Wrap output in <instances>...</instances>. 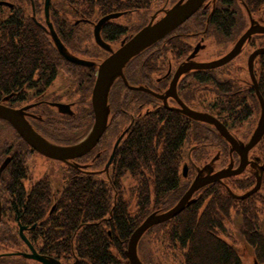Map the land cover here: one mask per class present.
<instances>
[{"label": "flooded vegetation", "instance_id": "flooded-vegetation-1", "mask_svg": "<svg viewBox=\"0 0 264 264\" xmlns=\"http://www.w3.org/2000/svg\"><path fill=\"white\" fill-rule=\"evenodd\" d=\"M45 1L41 11L37 0H30L31 9L26 11L22 7L15 8L12 0H0V7L6 8H0L3 38L10 25L24 21L28 27L20 28L16 24L18 26L11 28H20L29 33L31 39H37V44L34 41L30 44L36 47L40 45L42 34L46 48L56 54V57L29 58L33 70L21 76L17 74L18 81L15 82L10 81L8 71L13 59L3 54L0 61L6 73L2 75L0 104L24 111L27 123L49 143L73 147L85 140L95 125L92 94L99 65L119 50L123 42L129 41L153 19H160L180 0H165L155 14H148V22L144 17L140 19V15L146 12L137 10L111 11L91 19L83 10L76 9L59 17L58 10L53 13L51 0L49 22L65 52L91 62L92 66L75 64L58 50L49 34ZM231 1L224 0L226 6L217 7L221 0H206L186 23L128 63L124 69L126 82L117 78L110 91L107 129L88 153L66 161L49 158L33 149L9 121L0 118V128L3 129L0 132V264H43L29 257L32 255L54 258L61 264H79L81 260L74 250V242L81 230L90 225L97 226L99 232L103 229L111 240H121L125 232H131L130 240L150 215L164 214L174 208L199 176H214L226 170L232 162L233 169L239 167L240 154L232 150L230 142L215 125L196 120L184 111L212 116L239 144L247 145L261 119L262 107L257 91L264 100V34H253L240 54L221 67L190 68L177 77L178 71L188 63L208 64L227 55L249 30L251 20L264 27V3L254 7L243 0L246 5L242 3V16H238V7H232ZM156 3L157 0H153L150 9ZM76 14L78 19L73 18ZM112 14L120 15L104 23L99 35L113 52L99 45L95 35L99 21ZM192 20H195V32L183 34L182 30ZM238 28H241L240 34L232 41L231 48L221 51L214 47L217 44L214 35L227 40ZM189 36L196 41L193 47H187L188 43L183 42ZM211 48L214 52L204 57ZM260 50L262 53L253 58L251 69L250 57ZM247 54L245 65L241 64V57ZM232 63L235 66L228 69ZM86 70H91L93 75ZM242 72L247 77L241 78ZM93 76L92 87L89 89L86 85V90L83 89V81L88 82ZM58 105L67 106L66 113ZM73 116H80V120L70 121ZM263 140L264 135L248 152V164L242 174L200 188L193 193L192 203L183 212L199 205L207 208L218 197L233 198L229 190L236 195L252 190L260 168L264 170ZM36 155L48 165L45 162V166L36 168L33 160ZM157 162L160 167L154 165ZM250 180H254V184L245 188ZM262 188L264 172L256 193L264 198ZM97 190L106 194L113 209L123 202L121 205L128 214L127 226L122 224L121 230L122 221H116L113 211L95 222L82 221L76 230L66 226L63 220L66 206L62 204H71L69 198L78 200L77 194L80 193L79 204L88 205L86 194ZM143 212L146 214L141 222ZM179 215L164 223L173 222ZM138 221L141 224L132 228ZM222 222L225 225L228 220ZM154 227L141 240L156 238L150 232ZM217 233V237L225 240L221 230ZM140 242L138 256L145 264ZM109 253L117 258L120 256L113 246Z\"/></svg>", "mask_w": 264, "mask_h": 264}, {"label": "trees", "instance_id": "trees-1", "mask_svg": "<svg viewBox=\"0 0 264 264\" xmlns=\"http://www.w3.org/2000/svg\"><path fill=\"white\" fill-rule=\"evenodd\" d=\"M69 5V7L76 8L77 10H83L87 13V18H99L101 15L107 14L111 11H141L148 12L153 0H62ZM176 2L178 0H175ZM249 6L258 7L264 0H245ZM245 1L238 0L233 2L232 7L237 8L238 11H243V4ZM20 0L14 1L15 8L19 9ZM175 2V3H176ZM261 2V3H260ZM26 3L30 5V0H26ZM174 3V4H175ZM243 3V4H242ZM260 3V4H259ZM226 6L224 0H221L217 7ZM246 5V4H245ZM231 6V4L229 5ZM243 7V8H242ZM6 9L5 7H0ZM38 8V6H36ZM242 14V13H241ZM32 27L37 26L31 22ZM191 22V21H190ZM189 22V23H190ZM188 23V24H189ZM28 27V23L24 21L16 22L10 25L3 38L4 32L0 29V58L3 54L7 57H11L13 62L9 63V75L10 81H18V75L27 74L33 70V63L29 61V58L37 56H49L50 53L46 48V39L40 34V45L38 47L30 45L31 41L37 44V39L33 40L29 37V33L23 31L20 28L12 29L13 26ZM7 37V40H6ZM5 42V43H4ZM7 44V46H6ZM39 51V52H38ZM7 53V54H6ZM49 53V54H48ZM19 60V61H18ZM18 61V62H17ZM3 62L0 61V101L2 99V75L5 72ZM89 73L91 70H86ZM78 73V72H76ZM94 82V76L88 82L83 81L82 87L86 90V85L90 89ZM80 90H82L80 88ZM68 118V117H67ZM70 121H79L80 116L72 117ZM264 141V140H263ZM264 148V144H263ZM156 150V149H155ZM154 150V151H155ZM157 154V152H156ZM124 160H126L127 158ZM126 162V161H125ZM126 164V163H125ZM157 167H160L159 162L154 163ZM252 183L249 184L251 186ZM249 186H245L248 188ZM246 190V189H245ZM85 194V193H84ZM78 200L69 198L71 204L64 203L62 206H66L63 212V220L66 226H71L73 230L79 226L83 221L95 222L107 216L111 211L117 216L116 221H122L120 228L122 230V224L127 226L128 214L127 210L123 208L120 202L114 209L110 202H107L106 194L101 191H90L86 195L89 197L88 205L81 204L80 193ZM250 199L242 200V204L250 202ZM235 200L228 196L218 197L216 201L210 203L207 208H201V205L187 208L181 215L174 219L173 222H168L154 227L150 232L154 233L157 237L155 240L160 246V249L168 248V252L172 253L175 257L180 258L181 264H243L239 253L234 245L228 244L225 240L217 237L218 230L224 229L222 221H226L230 215V207ZM239 201V200H236ZM80 203V204H79ZM241 218V230L239 231L240 237L244 239L249 247L255 252V259L260 263H264V235L261 232L260 224L257 222L255 213L257 207L255 203H250L246 207L237 210ZM145 212L140 218V221L145 218ZM119 219V220H118ZM138 221L132 228L138 227L141 223ZM141 221V222H142ZM97 226L90 225L88 229L81 230L78 233V238L75 243V251L77 252L78 259L81 260L79 264H129L124 253L127 248L129 236L131 232H125L122 235L121 240H111L108 235L100 230ZM95 231V233H94ZM74 233V231H72ZM72 233V234H73ZM121 236V237H122ZM145 238L141 240L139 249L142 253L144 263L147 264V259L144 257L145 244L143 243ZM119 253L120 259L109 253L112 248ZM159 248V247H158ZM173 249L172 251H170ZM116 261L118 263H116ZM161 264V262H159ZM149 264V263H148Z\"/></svg>", "mask_w": 264, "mask_h": 264}, {"label": "water", "instance_id": "water-1", "mask_svg": "<svg viewBox=\"0 0 264 264\" xmlns=\"http://www.w3.org/2000/svg\"><path fill=\"white\" fill-rule=\"evenodd\" d=\"M50 2L51 0L45 1V11L46 18L49 27V34L52 39L56 43L58 50L64 54L67 60L82 66H92L91 62H87L84 60H80L73 56H69L65 52V48L60 42L57 34L54 31L52 24L49 22V10H50ZM206 0H180L176 3L172 8L166 10L164 16H162L157 21L154 19L140 30L136 35H134L129 41L123 42L121 48L116 52H113L109 49L108 45L102 42L99 32L104 23L107 21L119 17L120 14H112L102 18L99 23L96 25L95 35L96 41L99 45H101L104 49L113 52L109 58L104 60L101 65L98 67V75L95 82V86L92 94V106L95 114V125L88 135V137L83 140L79 145L73 147H58L55 146L44 138H42L38 133H36L32 127L27 123L25 119L24 111H16L12 109H8L0 104V118L6 119L9 121L12 126L18 131L21 137L36 151L41 154L53 158L56 160L66 161L67 159H73L79 156L84 155L91 151L96 143L99 141L103 133L106 131L109 120V95L111 88L117 78H122L125 82L124 69L128 65V63L140 55L145 50L151 48L156 43L164 39L166 36L171 34L181 25L186 23L192 16H194L204 5ZM6 5H9L6 3ZM251 26L247 32L239 39V41L235 44L234 48L223 58L214 61L208 64H193L188 63L181 68L177 77L183 72L188 71L190 68H201V69H214L221 67L235 57H237L244 44L251 38L253 34H264V27L258 26L255 24L253 20H251ZM197 52L195 49L194 54ZM262 53V50L256 51L250 57V68L252 69V60L255 56ZM193 54V55H194ZM257 88V85H255ZM258 97L261 102L262 113L261 119L259 121V125L257 126L253 136L251 137L249 143L247 145L239 144L228 132V130L220 124L216 119L207 114H195L191 111L185 109L184 113L191 116L192 118L200 121H205L210 124L215 125L220 134L232 145V150L236 151L240 154L241 160L240 165L237 169H233L234 163L232 162L230 166L214 176L208 175L207 177H198L193 183L190 190L183 196L180 202L171 210L164 214H152L150 215L132 234L128 248L125 252L126 257L130 264H143L138 256V245L143 237V235L152 227L167 222L173 219L175 216L179 215L183 212L186 206L190 205L192 202L190 201L193 193H195L200 188L213 183V182H221L222 179L228 178L231 176H238L242 174L248 164V152L253 149L262 139L264 135V100L260 93L257 91ZM63 113H66L67 106L58 105ZM263 168H260V173L256 176L257 183L256 186L243 195H236L233 192H230V195L233 199L236 200H246L250 198L252 195L256 194L261 187L262 184V175ZM1 200H0V219H1ZM31 258H35L40 260L43 264H61L60 261L54 258H45L38 257L36 255L29 256ZM37 257V258H36ZM254 264H259L258 261H255Z\"/></svg>", "mask_w": 264, "mask_h": 264}, {"label": "rangeland", "instance_id": "rangeland-1", "mask_svg": "<svg viewBox=\"0 0 264 264\" xmlns=\"http://www.w3.org/2000/svg\"><path fill=\"white\" fill-rule=\"evenodd\" d=\"M12 1H16V0H12ZM20 1H21L19 4L20 7L24 8V10H26V11H30V9H31L30 5H28L26 3V0H20ZM37 1L39 2V8L42 11V9L44 8V1L45 0H37ZM163 3H165V0H157V3L152 6V9H149L146 14L140 15V19H143V17H144L147 20L146 22H148L150 19V15L155 14L159 10V8L162 6ZM51 8L53 10V13L55 10H58L57 12L59 14V17H60V15H62L64 17L66 14L70 13V11H71V13H73L74 10H76V8L74 9L73 7H69V5L62 0H52ZM148 14H150V15L148 16ZM238 16H242L241 11H239ZM73 18L78 19L79 16L76 14L73 16ZM120 21H122V20H120ZM195 26H196L195 20H192L188 24V26H186L182 30V33L189 35L192 32H195V29H194ZM240 29L241 28H238V30L232 34V38H229L227 40H224L220 37L219 38L215 37V35H214V38H216V43H217L216 46H214V47L217 48L218 50L226 51L230 47L231 43H233L232 41L234 40V38L240 34V31H241ZM190 37L191 36L188 37L187 41H183V42L188 43V45H185L187 47H189V45H191L193 47L196 43V41L191 40ZM250 49L251 48H249V51H250ZM48 51L50 52V56L56 57V54L54 53L53 50L48 48ZM212 52H214V48H211L209 51H207L205 53L204 57H206L207 55H209ZM248 55L249 54H247L244 58L241 57L242 58L241 62H240L241 64L245 65L244 59H246V57ZM234 66H235V63H232L227 68L232 70ZM240 77L245 78V77H247V75L245 74V72H242V74H240ZM57 85H59V84H57ZM252 124H253V122H252ZM252 128H253V125L251 126V129H250L251 132H252ZM2 131H3V129L0 128V132H2ZM35 157L36 158H34L33 160L36 163V165H35L36 168L37 167L40 168L43 165L45 166V162H46L45 160H42V158H40L37 155ZM46 163L48 165V162H46ZM49 167H51V166H49ZM251 182L253 185L254 180H250L249 184ZM249 184H248V186H249ZM263 189L264 188H262V190ZM241 191H243V190H241ZM250 203L251 204L255 203V205L256 204L258 205L257 212L255 213V216L257 217V222H259V224H260L261 232L264 235V198H262V196H260L259 194H255L253 197H251L250 202L244 203V205L242 204V202L235 200L233 202V204L231 205L230 210H229L230 215H229V218L227 219L228 222H226V224L224 225L223 231L221 230V232L223 234H225L224 236H226V237H223V238H225L226 242L228 244L230 243L231 245H234L235 248L237 249V251L239 253V257L241 258V261L243 264H254L255 263L254 260L256 257L254 250L247 245V243L244 241V239H242L240 237L241 235L239 233V231L241 230L240 217L242 218V216L240 214H238L237 210H239L243 207H246L247 205H250ZM149 238L150 239H145L143 242L145 244V246H144L145 247L144 257L147 259V262L149 264H160L159 262H161V264H181L180 258L178 256L175 257L172 253L168 252L169 250L167 247L165 249L164 248L160 249V246H158V243L156 241H153V240H155V238H153V239L151 237H149ZM172 250L173 249H171L170 251H172ZM260 264H264V263H260Z\"/></svg>", "mask_w": 264, "mask_h": 264}]
</instances>
